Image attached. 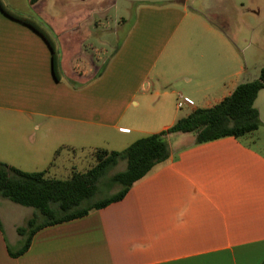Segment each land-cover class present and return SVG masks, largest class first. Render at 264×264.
Listing matches in <instances>:
<instances>
[{
	"label": "crops",
	"instance_id": "crops-1",
	"mask_svg": "<svg viewBox=\"0 0 264 264\" xmlns=\"http://www.w3.org/2000/svg\"><path fill=\"white\" fill-rule=\"evenodd\" d=\"M0 1L55 47L54 59L0 8V162L23 172L67 180L93 152L124 151L244 84L226 31L188 0H126L130 19L115 21L119 0ZM195 31L220 52L184 51ZM260 129L201 144L168 135L170 158L123 200L41 229L21 256L27 207L1 197L0 264H264Z\"/></svg>",
	"mask_w": 264,
	"mask_h": 264
},
{
	"label": "trees",
	"instance_id": "trees-1",
	"mask_svg": "<svg viewBox=\"0 0 264 264\" xmlns=\"http://www.w3.org/2000/svg\"><path fill=\"white\" fill-rule=\"evenodd\" d=\"M39 1L30 0V3L35 5ZM0 8L7 16L40 33L50 45L55 59L52 40L37 24L11 13L1 1ZM263 89L264 69L257 80L239 85L218 105L197 109L167 131L143 137L121 152L96 151L99 153L96 165L84 173H73L67 180L48 178L42 173H26L0 162V197L33 208L39 214L18 228L23 246L12 255L17 257L28 251L34 235L43 228L83 218L91 211L123 200L136 182L170 158L168 135L194 133L196 142L201 144L226 137L241 138L257 132L262 123L255 102ZM121 162L126 163V169L108 177L109 171ZM114 185L121 187L118 193L93 201L100 187L111 188ZM40 217L43 221L38 223Z\"/></svg>",
	"mask_w": 264,
	"mask_h": 264
},
{
	"label": "rangeland",
	"instance_id": "rangeland-1",
	"mask_svg": "<svg viewBox=\"0 0 264 264\" xmlns=\"http://www.w3.org/2000/svg\"><path fill=\"white\" fill-rule=\"evenodd\" d=\"M135 1L139 3L146 1L163 3L167 0ZM188 1L189 5L194 6L201 11L205 12L210 9L208 10L209 12L207 11L205 12V14L208 15L214 23L221 25V27H223V29L226 31L228 37L230 38L232 47L237 53L241 55L246 66V74L244 75L242 81L244 83H248L257 80L260 76L261 70L264 69V0ZM134 8V4H129L126 0H119L117 9L112 13L113 20H118L121 17H125L129 20L131 14L128 11H131ZM201 35L202 34L199 31H195L194 33H192L190 39L188 40L187 48H184V51L188 53L208 52L213 54H217L220 52V49L215 43H209L208 47L206 48L205 42L202 41ZM114 44L116 46L119 45L118 41H116ZM255 107L260 112L261 122L264 123V89L260 91L255 102ZM189 111L190 110L187 107L182 108L181 116L185 117V115H187ZM174 135L175 136L171 140L172 145H176V143L179 142V138H181L180 136H188L187 138L195 136L194 133H188L187 135L176 133ZM258 136L264 140V125H261V129L259 133H257V137ZM98 156L99 153L93 152L92 156L88 157L86 162L87 167H89L88 169H91L96 165ZM125 169L126 163L121 162L117 167L110 170L107 176L111 177L116 173L124 171ZM120 189L121 187L117 185H114L111 188H109L108 186L100 187L95 197L93 198V201H98L108 196L114 195L118 193ZM2 200L4 203L9 204L10 206H13L14 204L7 199L2 198ZM23 214L24 217L22 216V219L24 218V225H26L28 219H31L36 215L39 216L38 212L33 208H24ZM42 221L43 218L40 217L38 219V223Z\"/></svg>",
	"mask_w": 264,
	"mask_h": 264
},
{
	"label": "built area",
	"instance_id": "built-area-1",
	"mask_svg": "<svg viewBox=\"0 0 264 264\" xmlns=\"http://www.w3.org/2000/svg\"><path fill=\"white\" fill-rule=\"evenodd\" d=\"M183 106V103H179V107L181 108Z\"/></svg>",
	"mask_w": 264,
	"mask_h": 264
}]
</instances>
